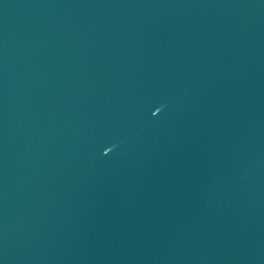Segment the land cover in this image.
<instances>
[{
	"label": "water",
	"instance_id": "1",
	"mask_svg": "<svg viewBox=\"0 0 264 264\" xmlns=\"http://www.w3.org/2000/svg\"><path fill=\"white\" fill-rule=\"evenodd\" d=\"M0 264H264V0H0Z\"/></svg>",
	"mask_w": 264,
	"mask_h": 264
}]
</instances>
